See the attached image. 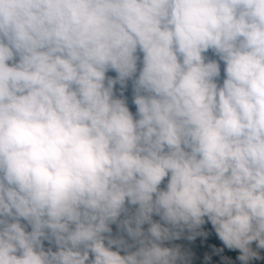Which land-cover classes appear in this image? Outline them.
<instances>
[{"label": "clouds", "instance_id": "obj_1", "mask_svg": "<svg viewBox=\"0 0 264 264\" xmlns=\"http://www.w3.org/2000/svg\"><path fill=\"white\" fill-rule=\"evenodd\" d=\"M0 264H264V0H0Z\"/></svg>", "mask_w": 264, "mask_h": 264}, {"label": "trees", "instance_id": "obj_2", "mask_svg": "<svg viewBox=\"0 0 264 264\" xmlns=\"http://www.w3.org/2000/svg\"><path fill=\"white\" fill-rule=\"evenodd\" d=\"M114 75V74H113Z\"/></svg>", "mask_w": 264, "mask_h": 264}]
</instances>
